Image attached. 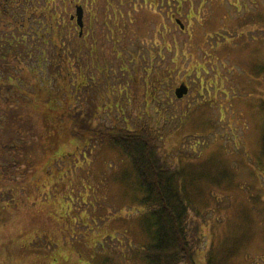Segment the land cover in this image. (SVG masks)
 Returning a JSON list of instances; mask_svg holds the SVG:
<instances>
[{
	"label": "rangeland",
	"instance_id": "374dc122",
	"mask_svg": "<svg viewBox=\"0 0 264 264\" xmlns=\"http://www.w3.org/2000/svg\"><path fill=\"white\" fill-rule=\"evenodd\" d=\"M42 1L37 5L43 6ZM140 1L56 0L57 11L66 7L64 29H72L74 36L78 28L68 17L74 15L76 5L83 11L79 42L70 36L63 44L65 49L79 50V66L71 60L67 74L60 80H54L48 70L36 74L47 99L44 108L50 112V124L43 138L47 151L32 152L31 156L48 160L37 167L39 174L30 188H25L24 196L21 188L7 190L4 195V190L0 191V264H92L105 251L102 248L117 251L118 246L128 257L126 235L116 234L119 230L112 224L116 217L126 220L124 216L130 210L126 204H118L121 188L112 181L120 163L100 142L87 144L83 137L74 136L66 140L63 134L53 138L51 121L63 99L69 98L71 107L84 111L91 106L97 112L94 121L104 124V128L127 126L134 130L145 121L158 131L159 145L168 153L169 163L177 161L178 155L192 152L197 153V161L212 160L219 169L228 168L244 183L252 177L251 171L257 166L254 151L259 149L245 105L253 98L244 94L251 83L247 67L250 49H257V62L264 63V27H239L234 18L262 14L264 0H205L203 4L199 0H179V8L178 0H147L145 6H135ZM33 19L27 25L28 44L48 41L37 42L35 53L44 49L46 55H55L47 34L40 33L39 39L33 35L34 27L43 24V20ZM175 19L182 23L183 30ZM141 20L146 30H138ZM12 34L19 31L10 24L0 38L8 40ZM223 42L230 43L232 49L225 52L214 48ZM187 51L191 57L186 59L183 53ZM26 62L34 66L31 58ZM175 63L178 68L173 71ZM198 65L207 72L196 71ZM162 71L171 80L165 77L168 85L153 86ZM181 82L188 92L176 98L174 89ZM255 83L259 97L264 98V74ZM4 84L0 79V85ZM21 87L25 95L11 88L3 95L16 103L22 98L33 105L40 91L30 84ZM60 89L64 92L59 93ZM243 153L251 164L243 163ZM256 188L263 196L258 203H264V190ZM246 193L236 188L229 192L235 209H239ZM223 205L217 218L222 220L216 227L219 237L212 236L206 227L201 250L205 252L214 242L216 257L221 258L227 249L238 248L235 258L230 263L222 260V264H264V211L254 209L249 217L236 215L227 201ZM104 229H110V233ZM111 235L115 238L110 239ZM198 262L204 264V257Z\"/></svg>",
	"mask_w": 264,
	"mask_h": 264
},
{
	"label": "trees",
	"instance_id": "16d2710c",
	"mask_svg": "<svg viewBox=\"0 0 264 264\" xmlns=\"http://www.w3.org/2000/svg\"><path fill=\"white\" fill-rule=\"evenodd\" d=\"M181 1L191 2V0ZM39 2L40 0L33 2L32 0H0V36L3 29L10 24L19 31V34H12L8 40L0 38V72L5 74L0 75V79L5 83L3 86L0 85V191L4 190L2 195L7 193V190L12 192L21 188L24 196L27 190L25 188L39 172L37 167L48 160V157L44 159L42 156H31L32 152L47 151L43 138L50 124V112L44 108L47 99L41 93L39 88L41 84L36 74L48 70L54 80H60L67 74L66 70L71 60L76 61L79 66V50L73 51L68 46L66 49L63 47L66 41L64 39L74 36L72 29L68 28L67 31L64 29L66 7L57 11L54 8L56 0H43V6H38ZM140 2L135 6H141L142 3L145 6L147 0ZM160 2L169 3L167 0ZM203 2L205 0H199V3L203 4ZM156 4L157 2L152 6ZM179 7H181L180 1ZM32 18H34L33 22L43 20V24L34 27L33 35L39 39L40 33L47 34L48 39L53 41L55 55L51 53L46 55L44 49L38 51V54L35 53L37 42L43 40H34L28 44L29 36L26 31ZM68 20L70 22V16ZM234 21H237L239 27L253 24L264 27V12L247 13L244 17L234 18ZM140 22L138 30H146L141 27L143 21ZM124 28H126L125 24ZM147 29H150L149 25ZM74 37L77 43L80 38L78 33ZM43 43L49 42L44 40ZM216 47L223 48L225 52L232 49L230 43L225 42L217 43L214 48ZM59 50H62L61 54ZM256 53L257 49H250L251 56L247 60V67L251 83L249 91L245 92L244 96L253 98L245 105L249 111V119L252 117L259 150L253 153L255 157L257 156V166L251 171L252 177L247 183L237 179L236 174H230L228 168L227 171L219 169L212 160L197 161L199 159L197 153L178 155L177 161L169 163L168 153L159 145L158 140L161 138L158 131L145 121L134 130L127 126L104 128V124L98 120L94 121L96 118L93 115L97 112L91 106L86 111L75 106L71 107L69 98L63 99V103L57 106L54 120L51 121L53 138L59 139V134H63L62 138L66 140L71 136L83 137L87 144L92 141L100 142L102 148L110 151L115 156L116 162L120 163L112 179L121 188L118 193V204H126L130 208L124 216L126 220L116 217L112 222L120 231L116 234L126 235L128 257L120 246L116 247L117 251L102 248L105 251L99 253V259H95V262L97 260L98 262L92 264H203L198 262V260L202 262L203 257L204 264H222V260L223 263H230L235 258L238 248L227 249L225 255H221L220 258L213 256L214 242H211L205 252L201 250V243L206 227L212 236L219 237L216 227L222 220L219 221L217 218L224 208L223 201H227L228 207L234 206L229 192L235 188L241 192L247 191L239 201V209H235L234 206L236 215L251 217V211L254 209L264 211V203H258L263 198L262 192L255 190L256 187L264 190V98L258 95V84L257 87L255 86V81L264 74V63L257 62ZM183 56L187 59L188 56L191 57V53L187 51ZM29 58L33 60L34 66L27 64L26 59ZM175 65L173 71L178 68L177 63ZM195 69L199 73L207 72L200 65ZM231 71L230 69L229 72L232 74ZM218 74L220 73H217V77ZM159 75L160 78L153 82V86L164 83L168 85L164 78L170 79L169 74L162 71ZM29 84L40 91L33 105L22 98H18L16 103L3 95V92L9 91V88L25 95L21 86ZM60 92H64L63 89H60ZM242 161L246 164L252 162L246 153L242 154ZM0 199L3 197L0 196ZM258 204L260 208H257ZM98 220L104 221L103 218ZM227 221L232 222L233 219ZM241 223L246 222L243 220ZM105 232L110 233V229ZM113 235L110 239L115 238Z\"/></svg>",
	"mask_w": 264,
	"mask_h": 264
},
{
	"label": "water",
	"instance_id": "95a60500",
	"mask_svg": "<svg viewBox=\"0 0 264 264\" xmlns=\"http://www.w3.org/2000/svg\"><path fill=\"white\" fill-rule=\"evenodd\" d=\"M82 15H83V11L80 7H77L76 8V11H75V16H76V23L77 25L79 26L80 28V32H81V29H82ZM73 18V16L71 17ZM176 23H178L179 27L182 29L183 28V25L182 23L179 21V20H176ZM187 93V86L182 83L180 84L178 87H176V89L174 90V94L177 98H181L183 97V95H185Z\"/></svg>",
	"mask_w": 264,
	"mask_h": 264
}]
</instances>
